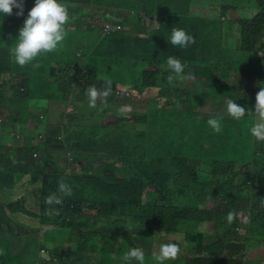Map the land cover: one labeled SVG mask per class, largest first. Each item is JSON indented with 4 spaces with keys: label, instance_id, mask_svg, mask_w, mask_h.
<instances>
[{
    "label": "trees",
    "instance_id": "obj_1",
    "mask_svg": "<svg viewBox=\"0 0 264 264\" xmlns=\"http://www.w3.org/2000/svg\"><path fill=\"white\" fill-rule=\"evenodd\" d=\"M107 1L61 0L77 7L121 8ZM258 2L260 10L254 16L236 20L240 28L236 48L219 41L194 16L165 15L154 27L155 17L148 15L150 26L144 33L123 29L106 33L103 25L88 30L99 38L95 43L89 34L85 36L77 59L67 49L68 39L56 52L34 61L39 68L20 67L10 55L35 0H24L22 17L15 15L19 11L15 8L12 15H0V114L4 116L0 121V249L7 254L0 255V264L25 263L20 253L42 247L48 249L49 258L40 264H128L123 256L131 248L144 250L145 264H157L153 244L161 234L180 235L179 241L167 239L161 244L177 243L186 251L165 264L260 263L252 257L248 261L244 253L260 247L264 258V160H247L262 151L253 153L248 148L240 157L224 153L226 146L248 140L243 121L254 122L244 117L235 131L240 133L233 134L225 101L232 99L254 110L255 99L237 89L247 86V79L258 89L264 86V0ZM131 15L144 23L142 13ZM173 27L186 30L196 42L187 49L173 47L167 40ZM170 55L187 65L185 75L216 82V87L225 85L212 94L225 95L221 107L228 130L223 124L220 133L209 127L207 119L220 110L200 114L205 100L188 94V84L177 80L169 86L166 61ZM130 72L137 79V90L149 89L154 97L144 110L132 111L127 118L128 109L120 110L116 98L122 90L118 80L128 84ZM236 76L241 82L234 81ZM105 80L112 82V94L90 108L85 90L93 84L103 88ZM40 100L48 101L42 108L44 126L36 123L33 134L22 133L29 120L34 122L32 103ZM180 103L187 107L181 110ZM52 104L60 114L55 123L48 121ZM109 112L115 119L104 124L100 116ZM5 134H13L11 144L4 141ZM220 144L222 152L217 149ZM47 161L54 166L51 172L46 171ZM237 175L251 192H244L243 184L234 179ZM62 180L72 188V195L63 197L61 205H47L49 196L60 195ZM28 198H33V212L27 207ZM49 208L59 214L47 215ZM229 212L236 213L231 224L226 219ZM32 218L33 224L27 222ZM118 222L122 228L115 231ZM12 238L22 241L18 253L12 250ZM32 242L36 247H30Z\"/></svg>",
    "mask_w": 264,
    "mask_h": 264
},
{
    "label": "rangeland",
    "instance_id": "obj_2",
    "mask_svg": "<svg viewBox=\"0 0 264 264\" xmlns=\"http://www.w3.org/2000/svg\"><path fill=\"white\" fill-rule=\"evenodd\" d=\"M100 1V0H96ZM115 3L118 4L121 8H114L112 10H109V8H101L94 5L91 6H84V7H77L74 5H67L70 12V21L67 25V31L68 35L63 42V44L66 43L69 39V44L67 45V49L71 54V57L76 58V53L78 51V45L84 41L85 36H91L93 42H97L99 38V34L97 32H89L88 30H98L99 28H103V25L106 20V16L110 17V21L113 19L116 22H121L122 18H125L122 22L123 30L130 34L135 33H144L145 30H147V26L149 27L148 23L150 22V15L155 17V21L153 22L154 27H158L160 24V21L165 15L170 14H179L183 17H186L187 19H190L191 16H194L198 19H200L204 24V27L207 31L212 30L214 34H216L218 37V40L226 44L230 45L232 48H236L239 45V35H240V28L237 24L236 20L240 19L242 17H252L254 16L259 10V2L258 0H109L106 3ZM84 10L85 12H79L78 10ZM92 13V15H83L85 13ZM132 12H140L144 15V23L139 22L136 19L132 18ZM149 12V13H148ZM149 15V17H148ZM226 17V20L224 18ZM193 18V17H191ZM109 21V20H108ZM158 25V26H157ZM220 38V39H219ZM78 58V57H77ZM76 58V59H77ZM147 67V66H146ZM153 69V68H150ZM145 70V68H143ZM169 70L167 72V76L169 75ZM141 75V73H140ZM103 76L105 78H108L105 73H103ZM237 76L235 77V80L237 83L241 82L240 80H236ZM120 83L119 87L122 89L121 94L118 95V98H116V103H119L120 110H125L124 116L127 118H130L131 112H141L146 108L147 103L153 99L154 95L153 92L149 89H143V90H137L138 88L135 87V83L137 82V79H135L130 72L129 77H127V81H129L128 84L122 85L121 82L124 80H118ZM228 81L233 82L231 79H228ZM247 86H239L237 89V92L239 94L245 93L247 97H251V99H255L257 92L259 91L256 88V84H254L250 79H247ZM177 84L180 83V85L188 84L190 88L187 89V93L191 94L193 96L199 97L200 100H205V103L202 104L199 107V113L208 116L209 112L212 108L217 106L219 102L221 101V105L224 104V97L225 95L223 92H220V95L215 98L213 96L214 91H218L219 88L225 86H215L216 82L214 84H211L207 80H202L198 78L190 79L188 81H181L178 80L176 82ZM180 90V89H179ZM181 91V90H180ZM248 94V95H247ZM122 95H125L127 99L120 98ZM187 97V94H185ZM120 101H119V100ZM102 100V99H101ZM39 102L32 103V108H34L36 114L34 116V122L29 120L28 126L23 128L22 133L24 134H33V128L35 127L36 123H38L39 128H42L44 126V112L43 107L38 106ZM11 103L8 101V105ZM118 104V105H119ZM189 106V104H187ZM180 108L182 110L183 108H186V103H180ZM57 106L52 104V108L50 109V112L48 113V121H53L55 123L60 114L56 111ZM71 108V107H70ZM251 111H255L251 110ZM101 111H97L96 115L99 117ZM101 120H103V123H107L109 121H112L115 119V117L112 116V113L109 112L107 114H104L103 116H100ZM251 117V116H250ZM4 118L3 115L0 114V121H2ZM253 118V117H252ZM68 121V119L66 120ZM245 126L247 127L245 129V136L247 139H242L240 142L236 144V146H226L224 149V153L227 154H235V155H242L243 150L251 148L252 152L254 153L255 150L260 142L255 141L251 142L252 139L249 136V127L252 125V119L247 118L245 121ZM1 123V122H0ZM241 124V121H235L232 120V125L234 128L233 134L240 133L235 132L238 128V126ZM227 129V125H223ZM228 130V129H227ZM13 134H5L4 135V141H6V144H11L13 142ZM207 133L203 132V137H206ZM255 148V149H254ZM217 149L222 152L223 144H220ZM262 153H259V157L255 154L253 157L248 158L249 159H255L259 158L260 160H264V149H261ZM38 158V157H37ZM41 161H45V158L42 156ZM62 161V159H60ZM46 171L51 172L54 170V166L48 161L45 163ZM76 169H80L78 165H74ZM237 167L236 169H238ZM234 179L240 183L243 184V190L246 193L251 192V187H247L244 185L243 178L240 175H237L234 177ZM27 207L33 212V198L27 199ZM245 221V219H243ZM27 221V220H26ZM31 224H33V218L27 221ZM46 227V226H45ZM49 226H47L48 228ZM120 228V223L114 224V230L118 231ZM206 228H208V225H206ZM239 231L242 232V229L239 228ZM211 232V231H210ZM243 233V232H242ZM178 240L180 239V235H169L165 236L164 234H161L154 242L153 244V252L157 253L159 250V245L164 242L165 240ZM42 244V242H41ZM22 241L19 238H12V250L14 253H18L21 249ZM43 246V244L41 245ZM3 245L0 247L2 248ZM31 248L36 247V244H33V242L30 245ZM40 250L42 248H39ZM38 251H26L25 253H20V257H23L24 260H26L25 263L22 264H36L35 261H38V258L40 259H46L49 258V252L47 253H40V250ZM47 251L48 249L45 248ZM180 255L185 254L186 251H184L185 248H180ZM260 251L261 248L258 249H249L247 252L244 253L245 258L250 261L249 257H252V259H258L260 261L259 264H264V258L260 257ZM7 255V254H5ZM19 256L17 258H19ZM4 260H6V256L4 257Z\"/></svg>",
    "mask_w": 264,
    "mask_h": 264
},
{
    "label": "clouds",
    "instance_id": "obj_3",
    "mask_svg": "<svg viewBox=\"0 0 264 264\" xmlns=\"http://www.w3.org/2000/svg\"><path fill=\"white\" fill-rule=\"evenodd\" d=\"M14 8L19 10L15 15L18 17L24 16V0H0V15L4 17L12 15ZM69 21V8L61 0H35L34 6L27 13L23 26L19 29L18 38L11 45L10 55L13 62L20 67L31 65L33 68H39L40 64L33 62L37 61L39 57L56 52L62 47L68 35L67 25ZM167 40L173 47L180 49H187L196 42L194 36L189 35L186 30L177 27L171 29V35ZM166 63L170 73L167 77L169 86L174 87L177 80L183 81L187 79L185 81H188L192 79L190 73L188 75L184 74L187 65L177 56H168ZM111 85L112 82L110 80H105L103 88H97L93 84L85 90L90 108H96L98 100H107L113 92ZM258 90L255 97L254 112L246 109V104L241 106L232 99H227L225 104L226 113L229 117L228 122L231 124L232 120L240 121L246 116L253 117L254 122L249 131L255 141L262 142V144L260 143L255 147L257 148L255 151H262L261 149H264V86ZM39 103L42 107H45L48 101L40 100ZM222 108L223 106L221 107L220 103L212 108L209 114L219 109L221 115H213L207 119V124L215 133H220L222 131L221 124H225ZM237 156L240 157L241 155ZM41 183L37 182V184ZM59 193L60 195L49 196L45 203L49 206L53 204L61 205L63 197L72 195V188L62 180L59 184ZM261 206H264V199L261 200ZM46 214L49 216L58 215L59 211L58 209L49 208L46 209ZM235 216L236 213L229 212L226 217L227 222L231 224ZM136 227H140V225H136ZM127 229L130 231L129 227ZM180 251L179 244L164 243L160 245L158 252L153 254V259L157 264H165V261L177 259ZM4 254V251L0 249V255ZM123 259L128 264H131L133 260L137 264H145L144 250L142 248H131L124 254Z\"/></svg>",
    "mask_w": 264,
    "mask_h": 264
},
{
    "label": "built area",
    "instance_id": "obj_4",
    "mask_svg": "<svg viewBox=\"0 0 264 264\" xmlns=\"http://www.w3.org/2000/svg\"><path fill=\"white\" fill-rule=\"evenodd\" d=\"M122 25L119 22H116L114 19L112 21H107L104 24V31L106 33H110V32H115V31H121L122 30ZM37 154L35 153V156ZM48 251L42 247V249L40 250V253H47ZM41 259L39 258L38 261H36V264H40Z\"/></svg>",
    "mask_w": 264,
    "mask_h": 264
},
{
    "label": "crops",
    "instance_id": "obj_5",
    "mask_svg": "<svg viewBox=\"0 0 264 264\" xmlns=\"http://www.w3.org/2000/svg\"><path fill=\"white\" fill-rule=\"evenodd\" d=\"M193 79V78H192Z\"/></svg>",
    "mask_w": 264,
    "mask_h": 264
}]
</instances>
